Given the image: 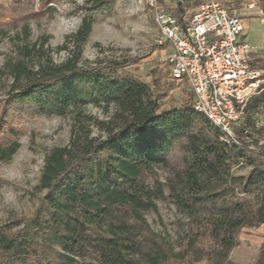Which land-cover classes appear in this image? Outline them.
<instances>
[{"label": "trees", "instance_id": "1", "mask_svg": "<svg viewBox=\"0 0 264 264\" xmlns=\"http://www.w3.org/2000/svg\"><path fill=\"white\" fill-rule=\"evenodd\" d=\"M171 1L174 15L189 4ZM107 2L86 0L77 30L55 50L33 43L22 58L5 64L14 82L7 109L74 114V124L69 144L45 158L39 183L45 193L33 214L19 229L0 233V264H53L33 246L41 234L60 246L66 264L89 256L104 264H137L141 257L147 264H229L239 230L264 225V91L250 99L235 141L227 142L192 109L189 91L179 107L160 108L173 85L167 62L165 76L148 83L124 70L128 61L83 66V46ZM257 6L264 12V0ZM58 50L67 54L61 62L52 56ZM87 106L109 114L95 122L102 136L90 137L85 130L79 117ZM198 125L213 140L197 134ZM18 146L0 143V160H8ZM176 146L189 152L191 161L184 171L187 194L176 193L180 180L171 186L188 218L174 248L157 236L144 213L157 212L156 201L165 197L156 169L168 166ZM234 168L246 170L232 174ZM104 224L111 234L102 230ZM253 264H264V237Z\"/></svg>", "mask_w": 264, "mask_h": 264}, {"label": "rangeland", "instance_id": "2", "mask_svg": "<svg viewBox=\"0 0 264 264\" xmlns=\"http://www.w3.org/2000/svg\"><path fill=\"white\" fill-rule=\"evenodd\" d=\"M236 3L247 0H231ZM261 0H254L258 4ZM86 0H0V143L17 141L19 146L8 160H0V233L19 229L23 219L31 216L38 206L39 198L45 193L39 187L45 158L54 148L69 144L74 114L64 116L42 115L28 111L7 109L6 99L14 85L6 62L13 64L33 43L44 44L55 50L62 45L65 37L75 32L85 14L82 8ZM185 7L191 12L200 0H189ZM237 4V5H238ZM175 3H164L171 10ZM238 7V6H237ZM260 8L251 10L252 15L243 18L244 39L252 43L257 53L254 64L264 67V12ZM156 28L153 14L145 0H108L91 33L83 46L81 64L94 66L97 62L128 61L125 71L132 73L143 82L165 76L168 46L159 47L155 42ZM32 61L36 52L30 49ZM55 62L63 61L65 51H53ZM264 69V68H263ZM172 87L166 97L159 101L161 109H173L181 105L186 97L185 84L172 79ZM18 83L17 86H19ZM79 118L85 130L92 136H102L96 121L106 120L108 115L101 108L87 106ZM89 117L91 119H89ZM197 134L213 140L204 128L196 126ZM13 132V135L10 133ZM191 161L189 152L175 147L169 157V164L157 168L158 178L163 183L164 198L156 201L157 212L146 211L144 217L151 229L163 242L177 248L187 230L188 218L179 208L171 193V186L178 184L176 193L185 196L189 185L184 177L187 164ZM234 168L232 174L245 172ZM209 209V206L207 207ZM204 212V210H203ZM108 224L102 230L110 231ZM264 237V225L242 228L237 234V245L229 255V264H253L259 255ZM53 264H66L61 257L60 246L50 235H39L33 243ZM190 259H187V263ZM76 264H104L94 256L79 259ZM137 264H147L144 257ZM199 264H205L204 262Z\"/></svg>", "mask_w": 264, "mask_h": 264}, {"label": "built area", "instance_id": "3", "mask_svg": "<svg viewBox=\"0 0 264 264\" xmlns=\"http://www.w3.org/2000/svg\"><path fill=\"white\" fill-rule=\"evenodd\" d=\"M159 1L145 0L153 14L156 44L170 49L165 62L171 78L185 84L196 113L227 142L235 141L248 102L264 91V69L253 66L257 49L243 33V18L257 4L247 0L232 7L228 0H202L191 12L174 15Z\"/></svg>", "mask_w": 264, "mask_h": 264}, {"label": "crops", "instance_id": "4", "mask_svg": "<svg viewBox=\"0 0 264 264\" xmlns=\"http://www.w3.org/2000/svg\"><path fill=\"white\" fill-rule=\"evenodd\" d=\"M201 1H202V0H200V2H201ZM228 1H230V5H231L232 7H237V6L239 7L241 3H244V2H241V3H239V4L237 5V3L234 2V1H231V0H228ZM200 2H199V3H200ZM199 3H198V4H199ZM252 14H253V13H252ZM252 14H251V15H252ZM251 44H252V43H251ZM255 56H256V55H255ZM253 60H254V59H253ZM253 66L256 67V68H260L259 66L255 65L254 62H253ZM261 69H263V68H261Z\"/></svg>", "mask_w": 264, "mask_h": 264}]
</instances>
